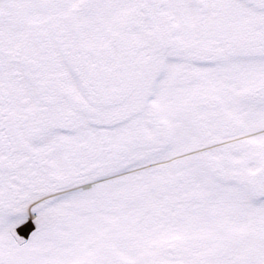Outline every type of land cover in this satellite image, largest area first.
<instances>
[{"label": "snow or ice", "instance_id": "obj_1", "mask_svg": "<svg viewBox=\"0 0 264 264\" xmlns=\"http://www.w3.org/2000/svg\"><path fill=\"white\" fill-rule=\"evenodd\" d=\"M0 264H264V0H0Z\"/></svg>", "mask_w": 264, "mask_h": 264}]
</instances>
